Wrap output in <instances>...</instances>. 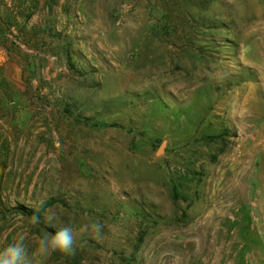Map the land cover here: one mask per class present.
<instances>
[{"label": "rangeland", "instance_id": "rangeland-1", "mask_svg": "<svg viewBox=\"0 0 264 264\" xmlns=\"http://www.w3.org/2000/svg\"><path fill=\"white\" fill-rule=\"evenodd\" d=\"M64 226L34 264H264V0H0V248Z\"/></svg>", "mask_w": 264, "mask_h": 264}, {"label": "clouds", "instance_id": "clouds-1", "mask_svg": "<svg viewBox=\"0 0 264 264\" xmlns=\"http://www.w3.org/2000/svg\"><path fill=\"white\" fill-rule=\"evenodd\" d=\"M47 223L54 225L55 216L48 215ZM33 225L40 223V216L33 214L30 218ZM100 223L85 225L80 229V232L91 231L95 238H99L102 232ZM76 233L71 226L60 227L55 234L45 232L43 235L34 238L35 247L29 254V250L25 245V237L20 236L14 242L8 243L5 247L0 248V264H34L36 257L46 259L55 253L72 254L74 245L76 244Z\"/></svg>", "mask_w": 264, "mask_h": 264}, {"label": "trees", "instance_id": "trees-1", "mask_svg": "<svg viewBox=\"0 0 264 264\" xmlns=\"http://www.w3.org/2000/svg\"><path fill=\"white\" fill-rule=\"evenodd\" d=\"M21 209V211H24V212H29V211H27L26 209H24V208H20Z\"/></svg>", "mask_w": 264, "mask_h": 264}]
</instances>
